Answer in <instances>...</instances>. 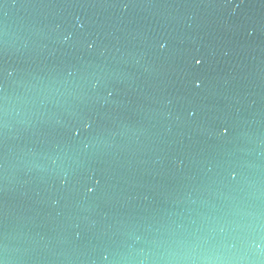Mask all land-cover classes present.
I'll list each match as a JSON object with an SVG mask.
<instances>
[{
  "label": "water",
  "instance_id": "1",
  "mask_svg": "<svg viewBox=\"0 0 264 264\" xmlns=\"http://www.w3.org/2000/svg\"><path fill=\"white\" fill-rule=\"evenodd\" d=\"M0 264H264V0H0Z\"/></svg>",
  "mask_w": 264,
  "mask_h": 264
}]
</instances>
